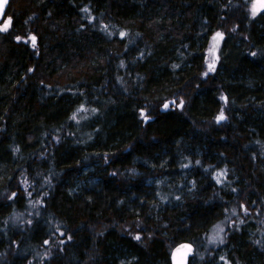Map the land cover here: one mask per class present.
Segmentation results:
<instances>
[{
    "label": "trees",
    "instance_id": "16d2710c",
    "mask_svg": "<svg viewBox=\"0 0 264 264\" xmlns=\"http://www.w3.org/2000/svg\"><path fill=\"white\" fill-rule=\"evenodd\" d=\"M254 1L11 0L0 264H171L182 243L193 264H264ZM89 168L98 185L72 193Z\"/></svg>",
    "mask_w": 264,
    "mask_h": 264
},
{
    "label": "rangeland",
    "instance_id": "374dc122",
    "mask_svg": "<svg viewBox=\"0 0 264 264\" xmlns=\"http://www.w3.org/2000/svg\"><path fill=\"white\" fill-rule=\"evenodd\" d=\"M253 7L259 12V11H263L264 10V0H255L253 2ZM213 48L211 51V56H210V62L209 64H214L213 61V51L217 48L218 41L215 40L214 42H212ZM216 65H214V67H212L210 70L215 69ZM168 161V160H167ZM167 161H163L159 168L161 167H165L167 165ZM144 164L152 167V168H157L155 162H143ZM96 169L95 168H89L86 169L80 176L79 179H77L74 183L73 189H72V193L75 192H79L83 189L86 188H94L98 185V178L96 177ZM173 182V180L170 177H163V178H158V179H151L149 181V185L152 186L153 188L157 189L161 186H166L169 183ZM220 235H218L215 239H219ZM194 263L196 264V261H194Z\"/></svg>",
    "mask_w": 264,
    "mask_h": 264
},
{
    "label": "water",
    "instance_id": "95a60500",
    "mask_svg": "<svg viewBox=\"0 0 264 264\" xmlns=\"http://www.w3.org/2000/svg\"><path fill=\"white\" fill-rule=\"evenodd\" d=\"M2 7H0V25L6 14V11L11 3V0H0ZM196 254L195 247L190 243H182L178 245L171 254V264H193V260Z\"/></svg>",
    "mask_w": 264,
    "mask_h": 264
},
{
    "label": "snow or ice",
    "instance_id": "6c2138e0",
    "mask_svg": "<svg viewBox=\"0 0 264 264\" xmlns=\"http://www.w3.org/2000/svg\"><path fill=\"white\" fill-rule=\"evenodd\" d=\"M3 2H6V0H3ZM0 7H2V3H0ZM0 30H3V29H0ZM35 38H33V40H34ZM224 117H223V115H221L220 117H219V119H223ZM139 237H137V239H138Z\"/></svg>",
    "mask_w": 264,
    "mask_h": 264
},
{
    "label": "bare ground",
    "instance_id": "6f19581e",
    "mask_svg": "<svg viewBox=\"0 0 264 264\" xmlns=\"http://www.w3.org/2000/svg\"><path fill=\"white\" fill-rule=\"evenodd\" d=\"M170 260H171V258H170Z\"/></svg>",
    "mask_w": 264,
    "mask_h": 264
}]
</instances>
